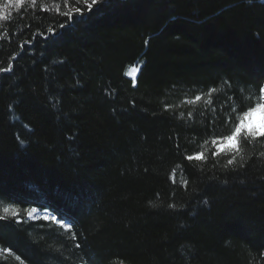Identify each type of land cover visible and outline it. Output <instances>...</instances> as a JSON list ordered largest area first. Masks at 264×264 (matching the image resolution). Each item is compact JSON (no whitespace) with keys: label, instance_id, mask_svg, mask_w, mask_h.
Returning a JSON list of instances; mask_svg holds the SVG:
<instances>
[{"label":"trees","instance_id":"trees-1","mask_svg":"<svg viewBox=\"0 0 264 264\" xmlns=\"http://www.w3.org/2000/svg\"><path fill=\"white\" fill-rule=\"evenodd\" d=\"M89 3L0 0V264H264V0Z\"/></svg>","mask_w":264,"mask_h":264},{"label":"rangeland","instance_id":"rangeland-1","mask_svg":"<svg viewBox=\"0 0 264 264\" xmlns=\"http://www.w3.org/2000/svg\"><path fill=\"white\" fill-rule=\"evenodd\" d=\"M0 16H1V14H0ZM136 75H137V69L136 68H130L126 72V76L133 81L135 80ZM263 88H264V86H263ZM238 126L241 127L240 133H251L252 134V132H256V133L264 132V107H257L256 109H254V110L246 113L245 115H243L242 118L240 119L237 127ZM233 139H231V140L228 139L227 141L224 142V144L229 146L233 142ZM49 215L50 214L43 212V211L32 210L27 214V219L30 221H36V220H40V219H43L46 221H51L60 227L63 226L62 228L65 231L69 230V226H66L65 224L56 223L53 220H50L51 217ZM0 253H2L4 255H8V252H1V250H0Z\"/></svg>","mask_w":264,"mask_h":264},{"label":"snow or ice","instance_id":"snow-or-ice-1","mask_svg":"<svg viewBox=\"0 0 264 264\" xmlns=\"http://www.w3.org/2000/svg\"><path fill=\"white\" fill-rule=\"evenodd\" d=\"M33 3H35V0H32ZM98 0H91V3L88 4V8L89 10H92L93 8V5L97 4ZM77 12H80V9L77 8ZM82 15V13H81ZM260 93H261V96H262V99H264V88H260L259 89ZM258 107H264V105H259ZM241 132V127L238 126L236 127L235 129V132L232 134V136L228 137L229 140L233 139L237 134H239ZM253 135H261V136H264V132H260V133H256V132H252ZM197 159H199L200 157H196ZM189 159H191V157H189ZM229 164L232 163L231 160L228 161Z\"/></svg>","mask_w":264,"mask_h":264},{"label":"bare ground","instance_id":"bare-ground-1","mask_svg":"<svg viewBox=\"0 0 264 264\" xmlns=\"http://www.w3.org/2000/svg\"><path fill=\"white\" fill-rule=\"evenodd\" d=\"M47 216V215H46ZM50 217H51V219L50 220H53L54 222H56V223H60V224H65L64 222H60V221H58V220H56L53 216H51V215H49ZM48 217V216H47ZM66 226H68L67 224H65ZM63 227V226H62ZM66 229V228H65Z\"/></svg>","mask_w":264,"mask_h":264},{"label":"water","instance_id":"water-1","mask_svg":"<svg viewBox=\"0 0 264 264\" xmlns=\"http://www.w3.org/2000/svg\"><path fill=\"white\" fill-rule=\"evenodd\" d=\"M66 224V223H65Z\"/></svg>","mask_w":264,"mask_h":264}]
</instances>
